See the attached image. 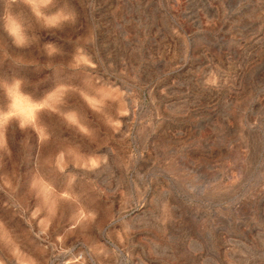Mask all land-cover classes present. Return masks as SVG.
I'll list each match as a JSON object with an SVG mask.
<instances>
[{"label": "rangeland", "instance_id": "obj_1", "mask_svg": "<svg viewBox=\"0 0 264 264\" xmlns=\"http://www.w3.org/2000/svg\"><path fill=\"white\" fill-rule=\"evenodd\" d=\"M0 264H264V0H0Z\"/></svg>", "mask_w": 264, "mask_h": 264}]
</instances>
